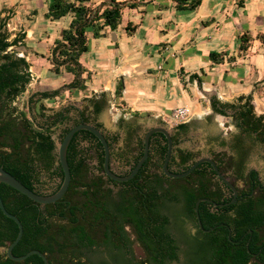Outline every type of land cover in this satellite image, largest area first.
<instances>
[{"label":"trees","instance_id":"16d2710c","mask_svg":"<svg viewBox=\"0 0 264 264\" xmlns=\"http://www.w3.org/2000/svg\"><path fill=\"white\" fill-rule=\"evenodd\" d=\"M90 1L52 0L46 19L58 21L68 15L73 19L49 49L50 55L33 52L31 61L27 59L31 48L25 42L26 34L13 37L8 28L10 15L2 16L0 12V167L39 195L55 194L64 179L52 137L55 129L71 123L63 130L62 141L71 128L81 123L103 129L98 118L110 102L105 94L100 99L87 100L92 108L90 112L88 108L79 110L71 106L47 115L44 104L45 101L55 104L58 99L78 98L87 92L92 74L83 64V56L91 50L89 35L93 39L106 38L107 29L117 31L124 22V3L110 0L102 11L90 8L87 5ZM173 2L178 14L187 15L194 13L203 0ZM127 6L136 9L138 4ZM124 29L128 35H133L137 27L128 22ZM258 39L264 43V35H259ZM252 41L247 33L239 37L240 55L249 51ZM17 48L24 49L26 54L20 56ZM208 57L214 64L225 62V54L212 52ZM47 62L51 64L49 71L54 77L67 78L66 82L34 92L27 110H20L14 104ZM189 80L197 81L199 87L204 82L198 74L190 75ZM123 91L120 81L115 93L117 100L123 96ZM210 107L214 113L230 118L239 131L230 146L235 156L226 152L213 156L232 184L237 186L238 180L245 183L243 188L238 187L235 205L225 206L234 194L208 163L201 164L185 178L168 177L163 171L168 141L160 133L151 137L150 157L138 175L129 182L118 183L105 175L104 149L100 141L90 132L80 131L68 149L70 186L58 202L42 205L0 184L5 208L17 216L24 227L13 255L24 256L38 250L46 255L48 264H264V184H259L256 173H246L248 152L245 148L248 141L264 146V115L255 112L252 95L241 96L233 103L215 97ZM74 110L77 114H72ZM133 115L142 116L138 112ZM189 128L188 122L180 124L172 133L174 150L169 169L173 173L186 172L199 157L179 148L181 136L187 134ZM144 137L138 140L137 154L132 158L128 152L118 154L129 168L119 172L113 168L114 146L119 135H106L111 148V170L115 174L127 176L135 168L143 156ZM83 143L91 147L84 149ZM92 150L93 156L89 153ZM92 159L96 160L95 165ZM229 173L234 175L230 177ZM44 174L55 181L51 193L46 192ZM201 199L212 201L202 202L198 208L203 228L213 229L210 232L202 231L199 226L196 207ZM190 224L195 226V233L189 231ZM18 233L17 224L0 209V264H44L37 255L22 262L8 257L7 249ZM136 248L142 251L141 256L136 254ZM2 249L5 251L1 252Z\"/></svg>","mask_w":264,"mask_h":264},{"label":"crops","instance_id":"0c3cea01","mask_svg":"<svg viewBox=\"0 0 264 264\" xmlns=\"http://www.w3.org/2000/svg\"><path fill=\"white\" fill-rule=\"evenodd\" d=\"M118 1L124 3V22L120 28L114 32L107 29V36L102 39L89 35L91 50L83 56V64L92 79L82 96L100 99L105 94L110 99L107 107H114L116 88L122 81L123 96L118 99L124 106L122 111H128L133 117L136 112L142 118L152 117L149 129L159 126V120L166 121L180 107L190 108L191 118L201 117L198 110L202 111L205 103V112L212 111L210 103L215 97L233 103L241 96L252 95L254 105L264 103V43L258 39L264 35V0H203L194 13L187 15L177 13L173 0ZM51 2L0 0V12L2 16L10 15V31L20 24L26 31L42 33L45 39L38 40V45L48 50L73 19L72 15L58 21L46 19ZM107 3L110 0H91L87 5L103 11ZM129 3H137L138 7L131 9L127 6ZM128 22L137 27L133 35L124 29ZM244 33L251 35L253 41L249 51L240 55L239 37ZM94 43H97L94 56L86 58L93 52ZM255 44H260L256 52ZM27 47L30 48L28 44ZM110 48L116 52L108 54ZM212 52L225 54V62L210 61L208 56ZM231 57L233 61H229ZM182 72L188 86H195L191 88L192 93L182 85ZM192 74L204 79L202 87L197 81L190 82ZM200 88L211 94L204 102H200Z\"/></svg>","mask_w":264,"mask_h":264},{"label":"rangeland","instance_id":"374dc122","mask_svg":"<svg viewBox=\"0 0 264 264\" xmlns=\"http://www.w3.org/2000/svg\"><path fill=\"white\" fill-rule=\"evenodd\" d=\"M11 29V28H10ZM11 32L15 35L19 33H27L26 37V43L28 46L33 49L31 53L36 52L39 54H47L46 56L50 55L49 49L47 50L46 47L38 45V40L45 39V36L41 34H34L32 31H26L22 25L19 24V27H14V29H11ZM34 35V37H33ZM126 36V35H124ZM124 39V38H123ZM30 40V41H28ZM32 41V42H31ZM100 41H106V40H100ZM34 43L31 45V43ZM98 42V41H97ZM96 46L97 43H94V49L93 52L89 53L86 58H92L94 56V53L96 52ZM254 51L256 52L260 48V44H255ZM17 51L19 52L20 56H24L26 54V51L21 48H17ZM116 50L114 48L107 49V53L114 54ZM30 53V52H29ZM34 54V53H33ZM148 55V54H146ZM260 57V56H257ZM150 58V56H149ZM28 61H31L32 58H30V55L28 54L27 57ZM264 59V58H262ZM261 60V58H258V61ZM51 68V64L47 62L42 70V73L40 75L35 74V78L32 82V84L28 87V90L25 94H23L14 104L17 106L20 110H27L28 101L30 96L38 91L39 89H51L56 88L60 86L63 82H66L67 78H63L62 76H55L49 71ZM186 76H184L183 73L180 74V80L182 82V85L185 89H187L190 93H192L191 88L195 87L194 85H189L188 82H185ZM178 81V80H177ZM201 90V100L200 102H204L205 98H209L211 94L208 93V91H204L203 88H200ZM180 90V89H179ZM263 91V90H262ZM264 92V91H263ZM88 99L82 95H80L78 98L74 99H66V100H60L58 99L55 104L45 101V108L46 114L51 115L55 111H58L62 109L63 107H71L73 106L76 109L79 108H88V112H90L91 106L90 103L87 101ZM264 102V101H263ZM115 103V106L106 107L103 112L100 114L98 118V122L103 125V131L111 136L115 133L119 134V141L114 146V158H113V168L119 172H124L128 170L127 161L121 160L118 157V154L121 152H128L130 154V158L135 156L137 154V140L141 139L145 136L146 131H148L150 124L152 123V117L151 118H142V117H136L129 115L128 111H122V104L118 102V100ZM258 105H255V112L258 115H264V103L258 102ZM203 110H198L195 117L191 118L189 120L190 122V128L187 134L181 136V144L179 145V148L191 151L195 154H197L199 157L201 156H212L215 153L219 152H226L229 156H235V152L231 149L230 146H232L233 142L235 141V136L239 133L237 128L233 125L230 118L225 117H219L218 114L212 113V111L205 112L206 104H203ZM263 106V109L261 107ZM194 107V105L192 106ZM194 112V111H193ZM72 114H77L76 110L72 112ZM128 114V115H126ZM161 119V118H160ZM167 120H170L166 117ZM71 123L67 122L63 125L58 126L54 133H53V139L56 143V153L58 154V148L62 142V134L63 130L67 127H70ZM159 126L168 128L172 133H175V125L173 123L169 124L166 121H163V119L159 120ZM131 128H134L136 130V135L133 139V142H131L129 137L127 136V131ZM225 142L227 144L226 146H221V144ZM82 147L84 149H89L91 145L89 143H83ZM245 148L248 152L247 158H246V173H248L251 170H256L259 174V177L261 178L262 182H264V146L253 144L251 142H246ZM120 149H123L120 151ZM91 156H93V150L89 152ZM198 157V158H199ZM96 164V160L92 159V165ZM230 177H232L234 174L229 173ZM173 179V178H172ZM175 180V179H174ZM43 182H46V192L51 193L53 190V187L55 186V181H52L50 177L47 174L43 175ZM236 184L239 187H243V182L241 180H238ZM188 229L191 233L196 232V228L193 225H188ZM5 250L2 249L1 252H4ZM136 254L138 256H141L142 251L138 248L135 250Z\"/></svg>","mask_w":264,"mask_h":264},{"label":"water","instance_id":"95a60500","mask_svg":"<svg viewBox=\"0 0 264 264\" xmlns=\"http://www.w3.org/2000/svg\"><path fill=\"white\" fill-rule=\"evenodd\" d=\"M80 131L90 132L102 144L103 149H104V172H105V175L109 179H111L112 181H115L118 183H126V182L133 180L138 175V173L140 172V170L142 169L144 164L149 159L151 137L154 134L160 133V134L164 135L168 141V152H167L165 162L163 164V171L168 177L174 178V179L185 178V177L189 176L190 174H192L201 164L208 163L213 167L214 172L216 173L217 177L228 188H230V190L234 194L232 201L230 203L225 204V206L235 205L237 203V200L239 197L238 188L234 184H232V182H230V180L228 178H226L224 176V174H222V172L220 171V169L218 167V164L210 157L202 156V157L198 158L192 164V166L189 168V170H187L186 172L173 173L170 171L169 163L171 161V157H172L173 150H174L173 139H172V135H171L170 130L166 127H161V126L153 127L147 131V133L145 134V137H144L143 156L139 160V162L136 164L135 168L127 176L117 175L111 170V148H110L108 140L105 137L104 132L92 124L81 123V124H78V125L74 126L73 128H71V130L66 134V136L64 137L63 141L61 142V144L58 148V159H59V163H60L61 168H62L63 173H64V179H63V183H62L60 189L55 194L39 195V194L35 193L34 191H32L28 187H26L23 183H21L11 173L7 172L3 167H0V184H6V185L10 186L11 188L17 190L21 194L25 195L29 199H31V200L39 203V204H42V205L53 204V203L58 202L59 200H61L65 196V194L67 193L69 186H70L71 170H70V166L68 163V156H67L68 155V149H69V146H70L74 136ZM202 202H212V201L208 200V199H201L198 201L197 207H196L199 226H200L201 230L204 232H210L213 229L205 230L203 228L202 222H201L200 217H199L198 208H199L200 203H202ZM215 205H217V204H215ZM221 206H223V205H221ZM0 209L3 212V214L7 218L14 221L19 228V233H18L16 240L7 249L8 257L12 261L22 262V261H25L26 259H28L29 257L33 256V255H37L44 261V264H48V259H47L46 255H44L42 252H40L38 250H33L24 256H14L13 255L14 248L18 245V243L21 241V239L23 237L24 227H23V224L21 223V221L18 219L17 216H15V215H13L7 211L1 197H0Z\"/></svg>","mask_w":264,"mask_h":264},{"label":"built area","instance_id":"2783aa9c","mask_svg":"<svg viewBox=\"0 0 264 264\" xmlns=\"http://www.w3.org/2000/svg\"><path fill=\"white\" fill-rule=\"evenodd\" d=\"M192 116V111L188 107H180L173 110L172 114L169 116L170 120H166L167 123H173L175 126L187 123Z\"/></svg>","mask_w":264,"mask_h":264},{"label":"flooded vegetation","instance_id":"af4514ba","mask_svg":"<svg viewBox=\"0 0 264 264\" xmlns=\"http://www.w3.org/2000/svg\"><path fill=\"white\" fill-rule=\"evenodd\" d=\"M216 114V113H215ZM219 115V114H218ZM221 116V115H220ZM223 117V116H222ZM103 131V130H102ZM104 132V131H103ZM171 132V131H170ZM147 133V132H146ZM145 133V134H146ZM104 134H105V137H106V133L104 132ZM115 135H119L118 133H115V134H113V135H111V136H109V135H107V136H109V137H112V136H115ZM135 135H136V130L134 129V128H131L130 130H128L127 131V136L130 138L129 140L131 141V142H133V139H134V137H135ZM171 135H172V132H171ZM139 140V139H138ZM138 140H137V142H138ZM123 149H120V151H122ZM220 153V152H219ZM213 156L214 155H212V156H209L210 158H212L213 159ZM150 157V156H149ZM202 157V156H201ZM208 157V156H207ZM200 158V157H199ZM197 160V159H196ZM195 160V161H196ZM170 164V163H169ZM115 170V169H114ZM253 173H256L257 175H258V182H259V184H264V182H262V180H261V178L259 177V174H258V172L256 171V170H251V171H249L248 172V174H253ZM219 179V178H218ZM220 180V179H219ZM243 182V181H242ZM244 185H243V187L245 186V183H243ZM252 185H254V184H252ZM237 188L239 187L238 185L236 186ZM243 187H240V188H243ZM230 189V188H229ZM237 202H238V200H237ZM182 258H184L183 256H182Z\"/></svg>","mask_w":264,"mask_h":264}]
</instances>
